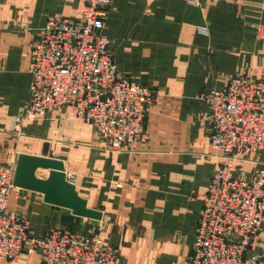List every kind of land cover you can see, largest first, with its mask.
Segmentation results:
<instances>
[{
  "label": "crops",
  "instance_id": "0c3cea01",
  "mask_svg": "<svg viewBox=\"0 0 264 264\" xmlns=\"http://www.w3.org/2000/svg\"><path fill=\"white\" fill-rule=\"evenodd\" d=\"M86 0H0V164L20 154L60 160L78 194L101 219L76 215L17 187L8 209L29 222L32 235L51 229L86 234L101 226L119 264H182L192 253L214 172L227 160L210 142L203 95L222 89L236 73L264 78V0H110L104 35L120 75L156 93L145 134L130 151L106 149L71 108L34 121L20 119L30 103L33 33L54 15L81 19ZM207 27L208 34L199 32ZM237 163L251 178L264 155ZM49 169L36 176L46 179ZM264 257V224L248 255ZM0 264H41L39 252ZM264 264V262H263Z\"/></svg>",
  "mask_w": 264,
  "mask_h": 264
},
{
  "label": "built area",
  "instance_id": "2783aa9c",
  "mask_svg": "<svg viewBox=\"0 0 264 264\" xmlns=\"http://www.w3.org/2000/svg\"><path fill=\"white\" fill-rule=\"evenodd\" d=\"M110 0H86L81 19L51 16L32 29L30 103L21 123L54 110L71 108L106 149L130 151L145 134L156 93L119 74L112 42L104 35ZM199 32L208 34L207 27ZM211 120L210 142L227 165L218 168L202 198L192 253L182 264H263L248 255L264 224V169L251 178L237 163L251 153L264 155V78L242 73L222 89L203 95ZM16 164H0V259L39 252L41 264H119V251L106 245L101 226L86 234L51 229L32 235L29 222L8 209ZM67 175V174H66ZM67 178L71 180L72 174Z\"/></svg>",
  "mask_w": 264,
  "mask_h": 264
},
{
  "label": "water",
  "instance_id": "95a60500",
  "mask_svg": "<svg viewBox=\"0 0 264 264\" xmlns=\"http://www.w3.org/2000/svg\"><path fill=\"white\" fill-rule=\"evenodd\" d=\"M39 168L49 169L48 178L36 176ZM14 185L44 194L46 202L64 206L74 214L101 219L102 212L89 208L86 199L82 198L66 175L64 163L60 160L20 154L14 175Z\"/></svg>",
  "mask_w": 264,
  "mask_h": 264
},
{
  "label": "rangeland",
  "instance_id": "374dc122",
  "mask_svg": "<svg viewBox=\"0 0 264 264\" xmlns=\"http://www.w3.org/2000/svg\"><path fill=\"white\" fill-rule=\"evenodd\" d=\"M256 154V153H255ZM244 158H249V156H246V157H244Z\"/></svg>",
  "mask_w": 264,
  "mask_h": 264
}]
</instances>
